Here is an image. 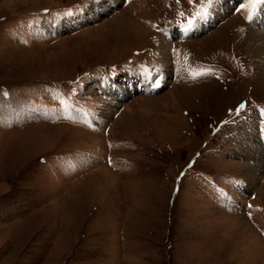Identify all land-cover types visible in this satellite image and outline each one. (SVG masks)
<instances>
[{
    "label": "rangeland",
    "instance_id": "374dc122",
    "mask_svg": "<svg viewBox=\"0 0 264 264\" xmlns=\"http://www.w3.org/2000/svg\"><path fill=\"white\" fill-rule=\"evenodd\" d=\"M226 1L0 0V264H264V6Z\"/></svg>",
    "mask_w": 264,
    "mask_h": 264
},
{
    "label": "bare ground",
    "instance_id": "6f19581e",
    "mask_svg": "<svg viewBox=\"0 0 264 264\" xmlns=\"http://www.w3.org/2000/svg\"><path fill=\"white\" fill-rule=\"evenodd\" d=\"M225 2H227V1L225 0ZM253 20H254V23L259 22V24H260V25L256 26L257 28L254 31V36H253V38L251 40V41H253L254 39H256L257 42L253 43V42H251L249 40L251 43L248 44V46L246 47V50H247V53L249 54V56L256 63H261L264 60V38H263V36H264V7H262L259 11H256L253 14ZM164 48H165L164 44H160V50L162 52V55H163L164 58H166L167 55L166 56L164 55V54H166V51H165ZM255 159H257V158H255ZM260 160L256 161L253 166L250 165V168L248 169L249 172L256 174L255 172L257 170H254V169L255 168H261V161Z\"/></svg>",
    "mask_w": 264,
    "mask_h": 264
},
{
    "label": "snow or ice",
    "instance_id": "6c2138e0",
    "mask_svg": "<svg viewBox=\"0 0 264 264\" xmlns=\"http://www.w3.org/2000/svg\"><path fill=\"white\" fill-rule=\"evenodd\" d=\"M214 3V0H200V6L203 8L205 5H211ZM248 4L253 8L255 9L257 5H264V0H248ZM203 14H206V13H200V12H197V15H203ZM205 74V72L201 71V72H198L197 75H203Z\"/></svg>",
    "mask_w": 264,
    "mask_h": 264
}]
</instances>
